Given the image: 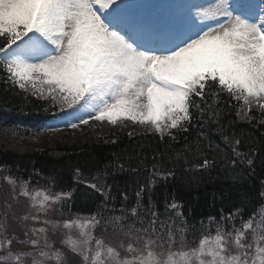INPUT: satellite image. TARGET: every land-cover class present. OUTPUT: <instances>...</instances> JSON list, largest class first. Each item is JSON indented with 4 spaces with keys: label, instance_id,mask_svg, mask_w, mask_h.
<instances>
[{
    "label": "snow or ice",
    "instance_id": "6c2138e0",
    "mask_svg": "<svg viewBox=\"0 0 264 264\" xmlns=\"http://www.w3.org/2000/svg\"><path fill=\"white\" fill-rule=\"evenodd\" d=\"M0 73L25 100L42 101L44 111L60 119L44 132L75 131L94 121L137 126L161 141L175 140L205 115L219 123L222 97L237 119L264 124V0H0ZM222 139L241 163L246 160V175L253 174L257 153H242L234 135L222 133ZM186 148L201 151L198 143ZM212 163L205 158L197 168L207 170ZM76 172L80 175L79 168ZM172 175L154 162L149 185L155 183L152 177ZM5 181L13 200L31 202L37 212L33 222L70 196L45 188L30 191L27 180L17 193L16 178ZM86 186L108 199L96 183ZM145 191L151 220L140 212ZM136 195L135 207L109 218L123 237L116 246L94 234L104 219L97 214L43 220L53 236L64 230L59 248L45 227L24 231L23 239L12 229L9 237L11 205L5 201L0 264H264V180L258 213L244 220L241 206L227 217H209L208 230L192 241L182 212H176L181 225L173 220L160 230L150 188L143 186ZM177 207L172 202L166 210ZM126 213L141 226L130 223L125 230Z\"/></svg>",
    "mask_w": 264,
    "mask_h": 264
},
{
    "label": "trees",
    "instance_id": "16d2710c",
    "mask_svg": "<svg viewBox=\"0 0 264 264\" xmlns=\"http://www.w3.org/2000/svg\"><path fill=\"white\" fill-rule=\"evenodd\" d=\"M11 94L13 92L8 93L0 85V124L4 129L10 126L4 123L7 113L24 118L26 122L27 112L32 115L40 109L39 103L31 100L15 101ZM212 120L208 115L203 119L198 118L196 127H192L188 133L179 134L175 140L166 137L161 141L143 132L128 137L108 129L92 135V139L98 137L94 141L89 138L84 141L57 142L50 148L8 147L0 140V170H9L16 178H30L33 182L51 183L58 189L73 190L71 201L64 207L65 211L110 218L121 215L122 208L130 210L136 206V193L141 187L148 186L155 162L164 173H174L167 178L156 176L155 186H148L153 210L160 214V223L156 227L164 230L173 224V220L177 226L181 225V218L176 215L180 211L186 222L184 226L188 229V240H198L201 231L208 230L209 217L218 220L221 214L227 217L242 206L245 220L258 211L262 203L259 192L261 181L264 180V124L237 119L235 110L228 108L227 97L221 98L219 123H213ZM27 129L17 127L20 133ZM222 133L238 138L241 141L240 151L245 155L257 153L253 174L246 175L250 171L246 160L241 163L232 154L231 148L222 139ZM197 143L200 152L187 150V144ZM205 158L213 161L212 166L207 170L198 169L197 165L202 164ZM232 160L236 161L235 166ZM77 168L80 169V175H77ZM133 168L137 171L133 172ZM92 174H96V179ZM82 180L89 182L84 183ZM91 183L99 185L108 194V199L105 200L99 191L86 186ZM142 196L141 215L151 220L147 211L149 192L145 191ZM172 202L178 205L177 209L166 210V206ZM126 215L125 223L141 226L130 213Z\"/></svg>",
    "mask_w": 264,
    "mask_h": 264
},
{
    "label": "rangeland",
    "instance_id": "374dc122",
    "mask_svg": "<svg viewBox=\"0 0 264 264\" xmlns=\"http://www.w3.org/2000/svg\"><path fill=\"white\" fill-rule=\"evenodd\" d=\"M22 147H24V146H22ZM18 187H19V185H18ZM29 190L30 191H32V190H35V189H31V188H29ZM17 192H19V189L17 190ZM30 202V201H29ZM31 203V202H30ZM56 206V205H55ZM54 206V207H55ZM28 215L30 216V217H32L33 215H37V212H36V210L35 209H33V208H31L30 207V210H29V212H28ZM76 218V217H75ZM39 219L43 222V220H45V217L43 216V215H40L39 216ZM69 220H71V219H69ZM62 233H64V230L62 229ZM95 234V233H94ZM74 235H76L75 233H74ZM64 236V235H63Z\"/></svg>",
    "mask_w": 264,
    "mask_h": 264
}]
</instances>
